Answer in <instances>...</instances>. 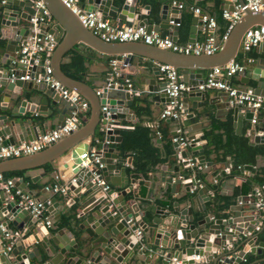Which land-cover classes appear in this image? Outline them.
<instances>
[{
  "label": "water",
  "instance_id": "1",
  "mask_svg": "<svg viewBox=\"0 0 264 264\" xmlns=\"http://www.w3.org/2000/svg\"><path fill=\"white\" fill-rule=\"evenodd\" d=\"M43 1L54 20L53 27L47 26L44 30L53 33L57 41L51 56L52 73L64 86L77 91L86 99L89 114L76 130L46 148L28 155L0 159V174L16 170H35L52 163L87 137L95 138L97 127L101 122L100 118L106 113H108L106 124L110 128L106 131L105 138L109 143L101 140L94 147L98 162L102 164L101 167L97 164L90 168L76 167L74 180L67 183L68 192L76 197L80 208L79 228L83 230V234L79 239H71L72 233L65 229H59L56 232L49 230L46 225L40 224L41 216H31L28 210L17 204V198L9 199L0 188V223L7 229L15 227L13 230L23 232L21 237L13 238L14 245L10 251L0 248V264H60L64 258H66L65 264H174L172 258L183 264H204L205 262L244 264L242 256L246 253L262 256L264 242L259 241L255 245L259 232L246 235V231L254 227L259 212L250 208L244 209L243 201L231 207L233 213L228 218L215 219L204 215L198 220L195 219V212L202 213L206 210L203 204L204 201L209 200L206 186L199 187L195 191L194 196L188 199L189 203L185 208L178 209L176 204L174 211L171 212L158 206L156 214H163V217H153L154 227L141 220L143 212L137 211L139 205L134 198L127 200L125 197L124 199L130 188L127 186L128 177L121 169V165L129 160L120 157L118 150L109 144L122 140L119 132L125 128L120 126L119 115L123 114L125 119L130 117V107L134 97H138L134 94V90L141 81L148 85L149 92L157 93L161 101L165 99L169 102L170 98L164 90L165 81L160 78L157 63L169 64L178 69L182 80L191 85V89L180 99L184 112L180 119L184 125L189 126L192 122L198 121L199 118L195 116L193 109L206 108L209 103L224 106L221 100L206 97V90H200L198 84L203 82L204 73L210 68L236 58L244 31L253 25H264V12L245 9L244 14L237 20L217 52L211 55H195L162 49L138 41L102 40L87 29L77 15L61 0ZM78 3L81 9L101 11L106 17L116 20L118 25L123 21L136 19L140 25L146 27L147 31L168 28L169 22L172 21V39L177 41L178 26L175 23L180 22L179 13L181 12L177 5L170 8L172 16L166 15L168 5H163L160 11L161 22L153 25L149 23V20L155 18V13L149 11L148 4L140 5V0H78ZM227 7L232 9V6ZM141 8L146 10L149 18H142ZM34 11L29 0H2L1 2L0 144L2 145L29 141L47 130L48 126L44 122H35L27 113L46 116L53 115L57 110L58 123L71 114V103L61 99L50 84H32L30 81L19 79L8 80L9 61L18 49L20 41L28 33L29 20ZM197 23V18L193 17L189 30V42L196 40ZM260 45L264 48V42ZM80 48H88L101 56H120L124 64H130L133 58L141 57L153 61L155 65L151 66L149 71L140 70L137 85L128 86L123 83L122 79L125 77L122 74L113 79L122 82L121 84L116 87L112 84L107 86L106 81L97 94L92 86L83 80L69 77L61 68L65 55L72 49ZM14 73L19 75L23 73V70L17 69ZM240 80L248 84V87H252L256 94H264V57L256 59L253 67L247 64ZM48 98L52 108H48ZM189 100L193 102L191 107L187 106ZM102 106H105V110L101 109ZM230 107L236 132L240 133L242 122L245 120L250 123L252 112L250 109L242 110V107L237 104H232ZM78 115L82 117L83 114ZM169 119L175 120L172 117ZM191 137L193 138L192 153L201 152L203 146H196L199 138ZM253 141L264 143V125L257 126ZM173 146L176 150L177 145L173 143ZM181 156L188 157L189 154L182 151ZM199 162L205 163L203 156L200 157ZM205 165L209 170L211 163L207 162ZM172 171L177 173V167ZM120 175L123 176L124 183L118 180ZM98 180H103L107 185H119L122 191L111 192V187L109 190H104V184L100 185ZM181 181L180 178H174L168 174L161 176L160 186L164 188L170 184V191L173 192L175 185ZM195 181L194 176L184 184L186 192H190ZM19 182L24 185L22 179L16 183ZM71 201L74 202L73 199ZM192 201L196 202L197 208L192 206ZM57 207V197H53L50 199L47 210L55 219H58L60 215ZM137 229L142 231L140 241L135 236ZM237 237H240V242L233 246L234 238L237 239ZM145 241L149 248L155 244L158 250L165 247L169 250L164 256L159 254L157 258H152L151 255H146L140 246ZM170 249L174 251L171 252ZM193 257L203 259L204 262L199 259L194 260ZM130 258L133 259L128 263ZM261 259L264 260V258Z\"/></svg>",
  "mask_w": 264,
  "mask_h": 264
},
{
  "label": "built area",
  "instance_id": "2",
  "mask_svg": "<svg viewBox=\"0 0 264 264\" xmlns=\"http://www.w3.org/2000/svg\"><path fill=\"white\" fill-rule=\"evenodd\" d=\"M32 3V7L35 10L29 20V31L25 37L20 41L18 49L14 52L12 59L9 61L7 72L8 80L14 81L15 79L30 81L32 84L45 83L58 93L61 99L68 100L71 105V114L65 118L62 122H59L54 127L45 130L37 138L22 141L14 144H0V159L19 157L22 155H28L38 152L58 139L68 135L70 132L76 130L85 119V114L88 108V102L77 91L72 90L64 86L58 81L52 73L51 56L56 47L57 41L55 35L44 28L54 22L51 13L47 9L43 0H29ZM72 12H74L80 22L91 32L97 35L99 38L105 41H138L145 44L154 45L162 49H167L184 54H206L211 55L217 52L222 42L228 37L229 32L244 14L245 9H249L254 12H264V0H222L223 3L232 6V9L228 7L222 8L221 16L225 21V29L221 34L217 33L218 24L216 18L204 11L202 8L191 5L189 9L194 17L197 18V26L202 35L200 40L194 42L180 43L172 39L170 35L161 34L158 31H147L144 25H140L138 20L129 19L127 22L120 25L114 24L106 17L101 11L84 10L80 8L78 0H61ZM2 2V0H1ZM177 5L178 9H183L185 4L182 2H173ZM172 23V21H170ZM179 26L180 22L175 23ZM264 42V25H253L248 27L241 38L239 44V50L248 53L251 48L256 47ZM120 58V59H119ZM122 57H114L109 60L108 67V79L107 86H118L122 82L113 80L119 75V65H126L121 62ZM247 63L254 61L253 58H246ZM242 61L236 59L231 60L223 65L213 66L210 68L204 77L201 84H198V88L202 91L207 89H217L219 91L226 92L229 97V103L237 104L244 109H250L252 112V118L250 124L257 123L259 113L264 112V94H256L252 87H236L230 82L231 78L244 71L247 65ZM160 78L165 81V92L169 96L170 100L166 103L164 109L160 114V119L174 118L180 119L184 115L183 107L181 104V97L191 89V85L182 80V76L178 69L165 63H157ZM23 70L22 74H15V70ZM2 71L0 70V74ZM123 83L128 86L132 85L129 79H124ZM101 89L96 90L98 94ZM138 94L137 90H134ZM105 110V106L101 107ZM79 113H82V117H79ZM101 116L100 124L97 130L103 133V141L106 140V131L110 128L106 124V116ZM121 126V125H120ZM123 127V126H121ZM157 127V126H156ZM156 136L160 133L157 128L154 129ZM249 132V131H248ZM250 134V132H249ZM171 140L177 145L178 161L183 165V168H196L201 170L204 163H200L196 158L182 157L181 152L186 151L192 146L193 138L187 137L181 128L176 129L172 134ZM80 162L77 167L90 168L95 166L101 167L102 164L98 162V158L93 149L80 154ZM206 166V165H205ZM225 170L230 172V167H226ZM58 178L59 175L57 174ZM194 177V176H193ZM192 177V178H193ZM178 178H182L181 176ZM190 178V180L192 179ZM74 177L69 181H73ZM186 180V179H184ZM217 180L214 179V183ZM68 182H54L45 186L46 190L51 191L53 194H60L66 196L68 194ZM100 185L104 184L103 180H98ZM104 190H109L110 185L104 184ZM203 184L196 178L195 185L190 188V192L194 193ZM0 188L6 196L10 199L17 198V204L24 209L28 210L31 216H41L40 224L46 225L50 228L53 226V219L50 216V212L47 210V206L50 204V199L39 200L26 193L20 188L16 187L12 178H6L0 174ZM251 204L259 213H264V184H258L254 186L247 195ZM214 218V217H213ZM262 226V221L255 223L252 230L246 231V235L254 234ZM23 234L20 230L7 229L5 225L0 223V248L10 251L14 245V237H21ZM137 240L140 241L142 236L141 229H137L135 232ZM141 243V242H140ZM143 243L140 244V246ZM142 248V246H141ZM151 251V250H150ZM6 253V252H4ZM158 253L164 256L166 253L162 252L161 248ZM194 260H198L197 257H193ZM196 258V259H195ZM174 264H183L180 261L177 262L175 258H172ZM242 261L246 262L247 258L242 256Z\"/></svg>",
  "mask_w": 264,
  "mask_h": 264
},
{
  "label": "crops",
  "instance_id": "3",
  "mask_svg": "<svg viewBox=\"0 0 264 264\" xmlns=\"http://www.w3.org/2000/svg\"><path fill=\"white\" fill-rule=\"evenodd\" d=\"M161 4L158 7V9L154 12L152 5L148 0H140V5H146L148 4L150 6L149 11L152 13H155V18L150 19L149 23H152L153 25H156L161 22L160 19V11L162 9L163 5H168L167 9V16H172L171 12V7L174 6L173 2H182L185 4V7L181 10L179 13V18L180 22L182 19L186 16H190V23H189V28L186 34V37H181L180 35V26H178V33H177V42L180 43H185L189 42V34H190V26H191V20L194 17L189 9V6L191 5H196L200 8H202L204 11L208 12L209 14L215 16V18L222 20L221 16V11L222 8L227 7L228 5L223 3L222 0H161ZM0 9H1V0H0ZM142 14V18H149L148 15H146V10L144 8H141L140 10ZM112 23L117 24L118 22L114 19H111ZM127 21H123L122 23H125ZM54 22L46 25L47 26L53 27ZM173 24L169 22L168 28L165 29H158V32L161 34H167L172 37V28ZM217 33L221 34L222 33V28L220 24H218L217 28ZM196 40H200L202 38V35L198 29L197 26V33H196ZM87 49L90 52H93L90 54L88 61L86 62L87 70L83 74V81H85L87 84L92 86L95 90L101 89V85H103L107 79H108V67H109V60L114 57H107V56H101L97 54L96 52L89 50L88 48H83ZM79 50H82L81 48ZM71 52L65 55L62 63H66L70 61L71 57ZM238 55L241 57V61L246 62V58H253L254 61L250 64L251 67L255 65V60L258 58L264 57V48L261 45H258L256 47L251 48V50L248 53H244L239 50ZM237 55V56H238ZM236 56V57H237ZM119 57V56H116ZM120 59V58H119ZM61 63V64H62ZM155 65L153 61H149L147 59L141 58V57H135L133 58L132 62L130 64L124 65H119L118 67V72L119 75H124V79H129V81L132 84H136L138 80V76H140V70L144 69L146 71H149L150 67ZM206 72L204 73L205 76ZM118 75V76H119ZM242 76V73L234 75L230 82L233 86L236 87H247L248 84L243 83L240 78ZM122 79V80H124ZM137 85V84H136ZM148 85L145 84L143 81L140 82L139 86L136 87L135 90L138 91V97L133 100V104L130 107V112L131 115L128 119L124 118V115H119L120 119V125L125 128V130H133L134 127L138 124L149 127L150 129H155L158 126H167L168 127V132L169 134H173L176 129L181 128L184 134L192 138L191 136L198 137L199 140L196 143V146L202 145V151L197 152L195 154L192 153V148L190 147L189 149L186 150V152L189 154V158H196L198 161L201 156L204 157L205 163L210 162L211 165L208 167L209 170L206 169L205 163L202 164V172L204 173V182H201L203 186L207 187V195L209 196V200L204 201L203 204L206 208V210L202 213H194L196 216L195 219L198 220L202 218L204 215H209L211 217H214L215 219L221 218L225 219L228 218L229 216L232 215L231 207L234 204H240L242 202V207L244 209H249L256 211V209L253 207L251 204L252 202L248 199L247 195L250 191L247 193H239L238 190L241 187L243 183H245L246 180H248L251 177L255 176V171L259 167L264 166V156L259 154L256 157V163L253 166V169H248L244 166H239L236 171L232 175L231 174V161L230 159H227V161L224 162H213L212 158L214 157L213 154H210V157H206L204 151L205 148L208 144V141L206 140L205 137V132L209 130L212 127V124L216 120H224L227 117H231L233 121V126H234V119H233V112L231 110V105L229 103V97L227 96L226 92L224 91H219L217 89H207L206 90V97L208 98H217L218 101L221 100L222 103H224V106H219L217 104H208L206 108H196L193 109L192 111L194 112L195 116H197L199 119L196 122H192L189 126H186L183 124L181 119H175L170 120L169 118L166 119H160V114L162 110L164 109L166 105L165 99L163 101L160 100L158 97L157 93L154 92H149L147 89ZM135 92V91H134ZM48 108H52V105L50 103V98H48ZM192 101L189 100L187 102V106H192ZM145 107V111L141 112L140 114L135 111L136 107ZM217 110H219L217 112ZM57 110L54 112L53 115H32L31 113H27L29 117H32L33 120L37 123L44 122L48 127L47 130L54 127L57 122ZM224 112V113H223ZM264 114L263 111L259 113V117L257 120V123L251 125L247 121L242 122V130L240 133L236 132V128L234 126V131L237 134H241L242 132L245 131V134L249 136V140L251 141L252 144H257V145H263L264 143H255L253 141V137L257 132V126H262L264 125V119L262 118V115ZM261 121V123L259 122ZM157 126V127H156ZM124 130V129H123ZM191 130V131H189ZM250 134H249V132ZM119 134L122 136V130L119 132ZM99 141H97L96 138L90 136L84 139L83 141L79 142L76 144L73 148H71L69 151H67L65 154L62 156L58 157L56 160H54L51 164L54 166L53 171H46L44 168H39L35 170H30L26 171L23 174V177H13L12 179L14 180V184L16 187L20 188L23 190L24 193L39 199V200H44V199H52L53 197H57V209L60 211V215L58 219H55L53 214L50 213V216H52L53 219V226L48 228L49 230L56 232L59 229H65L68 230L69 233H72L71 239H78L80 236L83 234V230L79 228V222H77V218H81L79 216L80 208L79 204L76 200V197L71 195L70 192L66 196L60 195V194H53L51 191L46 190L45 186L48 184L54 183V182H69L71 178L75 176L76 172V167L80 162V154L83 152H87L91 149L94 150V147L97 145ZM116 143L118 142H112L109 145L116 150H118ZM155 143L159 147L160 146V139L158 137L155 138ZM174 149V146H173ZM198 151V150H196ZM118 154L122 158H127L129 161L127 163H123L121 165V169L124 170L126 173V177H128V184L127 186L130 188L129 191H127L126 195L124 196L127 198V200L134 198V200L137 202L139 205L137 207V211H142L143 213L141 214L140 219L143 220L144 222H147L148 224L152 225L153 227L155 225L152 224L153 217H163V214L159 215L156 214V208L163 207L165 208V211H171L173 212L175 209V205L177 204L178 209H182L187 207L188 205V199L192 198L194 196V193L191 192H186L185 191V186L184 184L190 181L191 177H183L181 175L183 168V165L178 161V156H177V151H174L168 155L165 156V158L161 161H158L156 163H151L150 167L147 171L142 172V171H136L134 169V156L136 155L134 151L127 150L125 153H121L118 150ZM163 155V154H162ZM164 156V155H163ZM230 167V172H227L225 170L226 167ZM162 167H165L162 169ZM177 167L178 171L173 172L172 170ZM44 174V175H43ZM59 175L57 178L56 175ZM171 174L176 177H182L181 178V183H177L175 185V189L173 192L170 191V184L166 185L164 188L160 186V179L161 176ZM39 178V179H37ZM19 179H22L24 185L21 184V182L16 183ZM186 179V180H184ZM214 179L217 180L218 186V191L216 192L215 190L210 188V184H216L214 183ZM118 180L121 183H124L123 176L120 175L118 177ZM111 187V192H120L122 191V188L119 185H110ZM254 187V186H253ZM127 190V189H126ZM238 193V194H236ZM219 194V195H218ZM236 195L234 201L231 203V205L228 208V216L225 217L223 213H225L223 210L219 209V212L222 214L220 217H216V211L218 209V206L221 205V200H219L218 196H233ZM8 197V196H7ZM9 198V197H8ZM10 199V198H9ZM74 200L72 202L71 200ZM219 201V202H217ZM192 206L194 208H197V204L195 201H192ZM67 207V208H66ZM147 209V213H146ZM63 215H72V220H71V225L72 226H63L59 227V222L61 220V217ZM74 217V218H73ZM262 221V226L264 225V214L259 213L258 218H256V223ZM81 222V221H80ZM11 226V224H10ZM261 226V227H262ZM15 227H11V230H13ZM252 230V228L250 229ZM261 230V228H260ZM76 232H78L79 237H76ZM256 232V231H255ZM253 231V233H255ZM262 234V233H261ZM258 236L257 240L255 241V245L260 241V235ZM241 237V236H240ZM240 237H237V239L234 238V243L233 246H236L240 242ZM152 240V238H151ZM40 247V244H38ZM142 249L144 250V253L146 255H151L152 258H157L159 253H158V246L155 244L151 245V251L150 248L148 247L147 241L143 243ZM230 246V244L228 245ZM56 249L58 247L55 245ZM242 247H240L241 249ZM162 252L167 253L169 250L168 247L162 248ZM171 252H173V249H170ZM248 254H245V258H247ZM253 255V254H252ZM254 256V260L251 262V264H264V260L261 258H264V253L262 256ZM184 257H186L184 255ZM188 258V257H186ZM65 259L60 264H65ZM133 258H130L128 263L132 260ZM196 259V258H195ZM201 262H204L203 259L197 258ZM243 262V261H242ZM244 264L247 263L243 262ZM204 264H209L205 262Z\"/></svg>",
  "mask_w": 264,
  "mask_h": 264
},
{
  "label": "trees",
  "instance_id": "4",
  "mask_svg": "<svg viewBox=\"0 0 264 264\" xmlns=\"http://www.w3.org/2000/svg\"><path fill=\"white\" fill-rule=\"evenodd\" d=\"M152 5L154 12L158 9L161 4V0H148ZM215 17V16H214ZM190 16H186L180 22V35L181 37H186L189 23H190ZM217 21V19H216ZM217 24H220L222 28V32L225 29V21L218 19ZM70 61L61 64V68L66 75L71 78L83 80V74L87 70L86 62L89 59L90 54L93 52L88 51L87 49H72ZM68 52V53H69ZM67 53V54H68ZM110 57L111 56H107ZM113 57V56H112ZM236 60L241 61V57L238 55ZM135 111L137 113H141L145 111V107H136ZM88 112H86L85 117H88ZM264 119V114L262 115ZM157 130L159 131L160 135L156 136L155 130L150 129L149 127L142 126L140 124L136 125L133 130H122V140L116 143L118 150L123 154L127 150L134 151L136 154L134 156V169L136 171L145 172L149 169L151 163H156L161 161L165 158L166 155L172 153L173 149V142L171 140L172 134L170 135L168 132L167 126H158ZM158 137L160 139V146L158 147L155 143V138ZM206 140L208 144L205 148V155L206 157H210V154H213L214 157L212 158L213 162H224L227 159L231 161V174L237 170L239 166H244L248 169H253V166L256 163L257 155L261 154L264 156V146L252 144L249 140V136L245 134V131L241 134H237L234 131L233 121L231 117H227L224 120H216L213 122L212 127L205 132ZM95 138L97 141L103 140V133L99 130L96 131ZM164 156H163V155ZM43 168L46 171H53L54 166L51 163L45 164ZM255 171V176L249 178L245 181L239 188V193H247L251 191L253 186L258 184H264V166L259 167ZM26 170H16V171H9L3 173V176L6 178H13V177H23V174ZM183 177H191L195 176L201 182H204V173L202 170H197L196 168H184L181 172ZM218 184H210V188L218 191ZM238 194V193H236ZM219 195V194H218ZM219 200H221V205L218 206L216 211V217H220L222 214L219 212V209L223 210V213L228 216L229 206L234 201L236 195L233 196H218ZM219 202V201H217ZM147 213V209H146ZM264 214V213H263ZM74 218V217H73ZM72 215H63L59 222V227L63 226H72L71 225ZM81 219L77 218V222L80 223ZM73 228V226L71 227ZM260 235L259 240L264 242V225L261 227V230L258 231ZM76 237H79L80 234L76 232ZM259 236V235H258ZM79 239V238H78ZM254 260V256L252 254H248L247 256V263L249 264Z\"/></svg>",
  "mask_w": 264,
  "mask_h": 264
}]
</instances>
